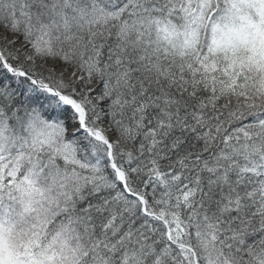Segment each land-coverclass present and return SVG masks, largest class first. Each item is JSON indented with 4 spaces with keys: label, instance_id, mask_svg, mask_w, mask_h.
<instances>
[{
    "label": "snow or ice",
    "instance_id": "1",
    "mask_svg": "<svg viewBox=\"0 0 264 264\" xmlns=\"http://www.w3.org/2000/svg\"><path fill=\"white\" fill-rule=\"evenodd\" d=\"M0 264H264V0H0Z\"/></svg>",
    "mask_w": 264,
    "mask_h": 264
}]
</instances>
